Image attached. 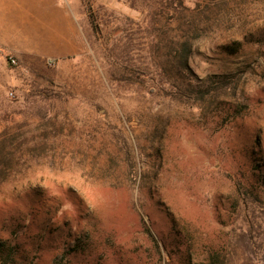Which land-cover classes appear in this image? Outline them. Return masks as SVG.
<instances>
[{
  "label": "rangeland",
  "instance_id": "1",
  "mask_svg": "<svg viewBox=\"0 0 264 264\" xmlns=\"http://www.w3.org/2000/svg\"><path fill=\"white\" fill-rule=\"evenodd\" d=\"M67 1L69 54L0 60V243L21 264H264V0Z\"/></svg>",
  "mask_w": 264,
  "mask_h": 264
},
{
  "label": "crops",
  "instance_id": "2",
  "mask_svg": "<svg viewBox=\"0 0 264 264\" xmlns=\"http://www.w3.org/2000/svg\"><path fill=\"white\" fill-rule=\"evenodd\" d=\"M67 3V0H0V60L8 55L19 61H38L58 52L63 56L69 54L76 41L66 33L74 31L76 25ZM42 31H53L58 38L38 43L39 46L31 45L29 34Z\"/></svg>",
  "mask_w": 264,
  "mask_h": 264
},
{
  "label": "trees",
  "instance_id": "3",
  "mask_svg": "<svg viewBox=\"0 0 264 264\" xmlns=\"http://www.w3.org/2000/svg\"><path fill=\"white\" fill-rule=\"evenodd\" d=\"M184 50L186 52V49L184 47ZM183 50V51H184ZM233 53H236L238 50V47L232 48ZM183 66L186 68L187 63L186 61H182ZM19 251L17 247L14 245H9L8 243H0V264H21L19 262ZM217 255H213L211 260L213 259V262H218L219 257H216ZM215 263V262H214Z\"/></svg>",
  "mask_w": 264,
  "mask_h": 264
},
{
  "label": "built area",
  "instance_id": "4",
  "mask_svg": "<svg viewBox=\"0 0 264 264\" xmlns=\"http://www.w3.org/2000/svg\"><path fill=\"white\" fill-rule=\"evenodd\" d=\"M8 60H9L10 64L15 65V66L18 65V62H17L16 58H14L12 56H9ZM50 64H52V63H50ZM9 97L10 98H14L15 97V93L14 92H10L9 93Z\"/></svg>",
  "mask_w": 264,
  "mask_h": 264
}]
</instances>
